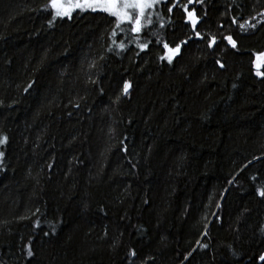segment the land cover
Wrapping results in <instances>:
<instances>
[{
  "label": "trees",
  "instance_id": "trees-1",
  "mask_svg": "<svg viewBox=\"0 0 264 264\" xmlns=\"http://www.w3.org/2000/svg\"><path fill=\"white\" fill-rule=\"evenodd\" d=\"M51 3L0 0V264H264V0Z\"/></svg>",
  "mask_w": 264,
  "mask_h": 264
},
{
  "label": "rangeland",
  "instance_id": "rangeland-1",
  "mask_svg": "<svg viewBox=\"0 0 264 264\" xmlns=\"http://www.w3.org/2000/svg\"><path fill=\"white\" fill-rule=\"evenodd\" d=\"M55 0H52V2ZM60 5L55 10V15L68 17L75 11H101L115 17L117 24L131 25L135 27L134 20H139L137 33L151 24L153 9L166 0H59ZM178 49L166 48V54L173 56ZM254 68L257 76H261L260 70L264 67V54L254 58Z\"/></svg>",
  "mask_w": 264,
  "mask_h": 264
},
{
  "label": "water",
  "instance_id": "water-1",
  "mask_svg": "<svg viewBox=\"0 0 264 264\" xmlns=\"http://www.w3.org/2000/svg\"><path fill=\"white\" fill-rule=\"evenodd\" d=\"M59 5H60V1H59V0H55V1H53V2L51 3L52 8H54V9L58 8ZM137 24H138V23H137ZM137 30H138V25H136V27H135V29H134V32H137Z\"/></svg>",
  "mask_w": 264,
  "mask_h": 264
},
{
  "label": "flooded vegetation",
  "instance_id": "flooded-vegetation-1",
  "mask_svg": "<svg viewBox=\"0 0 264 264\" xmlns=\"http://www.w3.org/2000/svg\"><path fill=\"white\" fill-rule=\"evenodd\" d=\"M115 2H117V0H115ZM134 25H135V27H136V25H139V20L138 19L134 20ZM130 27H131V25H130ZM135 27L131 28V30H132L133 33H137V32H134Z\"/></svg>",
  "mask_w": 264,
  "mask_h": 264
}]
</instances>
